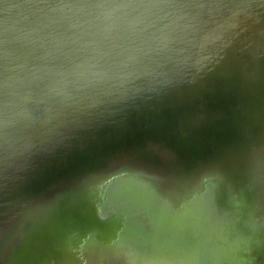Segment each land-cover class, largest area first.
I'll list each match as a JSON object with an SVG mask.
<instances>
[{
    "label": "water",
    "instance_id": "95a60500",
    "mask_svg": "<svg viewBox=\"0 0 264 264\" xmlns=\"http://www.w3.org/2000/svg\"><path fill=\"white\" fill-rule=\"evenodd\" d=\"M0 264H264V0H0Z\"/></svg>",
    "mask_w": 264,
    "mask_h": 264
}]
</instances>
